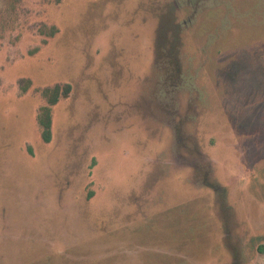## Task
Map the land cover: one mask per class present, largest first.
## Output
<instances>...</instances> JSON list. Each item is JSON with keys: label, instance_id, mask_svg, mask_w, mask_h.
I'll return each mask as SVG.
<instances>
[{"label": "rangeland", "instance_id": "1", "mask_svg": "<svg viewBox=\"0 0 264 264\" xmlns=\"http://www.w3.org/2000/svg\"><path fill=\"white\" fill-rule=\"evenodd\" d=\"M0 264H264V0H0Z\"/></svg>", "mask_w": 264, "mask_h": 264}, {"label": "trees", "instance_id": "2", "mask_svg": "<svg viewBox=\"0 0 264 264\" xmlns=\"http://www.w3.org/2000/svg\"><path fill=\"white\" fill-rule=\"evenodd\" d=\"M69 93L68 89L63 90L60 86H55L53 88H47L43 90L42 94L47 101V105L40 109L38 114V124L41 129V137L45 143H50L52 141V107L56 105L61 97Z\"/></svg>", "mask_w": 264, "mask_h": 264}]
</instances>
